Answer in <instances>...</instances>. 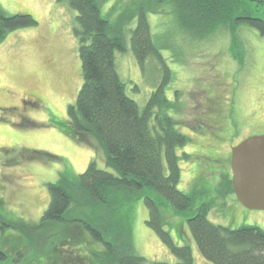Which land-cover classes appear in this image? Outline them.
I'll return each mask as SVG.
<instances>
[{
    "label": "rangeland",
    "instance_id": "1",
    "mask_svg": "<svg viewBox=\"0 0 264 264\" xmlns=\"http://www.w3.org/2000/svg\"><path fill=\"white\" fill-rule=\"evenodd\" d=\"M103 1L112 22L120 17L130 27L129 48L138 10L144 4L151 8L146 7L147 17L171 76L158 59L140 67L129 50L118 55L119 70L128 94L141 106L163 84L173 106L168 113L191 138L179 150V188L194 197L192 209L178 213L162 204V217L175 243L191 247L195 264H213L202 255L187 220L199 206L210 205L209 218L216 224L264 229V210L245 208L224 183L225 175L232 178V147L264 134V35L247 23H234L238 12L218 34L199 38L173 25L165 1ZM0 9L6 15L32 14L38 21L0 42V264H103L95 254L106 245L87 222L105 240L133 241L136 252L148 261L177 262L147 223L150 213L144 200L123 204L120 197L109 213H83L76 207L64 221L42 220L50 203L48 184L61 172L83 173L93 158L100 168L112 169L103 152L87 146L89 137L77 141L63 130L69 123V105L83 85L74 33L78 12L58 0H0ZM7 148L10 153L4 152ZM76 245L79 249L73 252ZM80 252L87 254L85 261L79 260Z\"/></svg>",
    "mask_w": 264,
    "mask_h": 264
},
{
    "label": "trees",
    "instance_id": "2",
    "mask_svg": "<svg viewBox=\"0 0 264 264\" xmlns=\"http://www.w3.org/2000/svg\"><path fill=\"white\" fill-rule=\"evenodd\" d=\"M58 1H66L78 12L74 33L83 74V85L76 102L69 105V123L63 130L77 141L85 142L84 136L89 137L87 146L103 152L107 167L113 171L100 168L93 158L83 173L61 172L56 182L48 184L50 203L42 220L64 221L66 213L76 207H82L83 213H109L120 197H124L123 204L144 200L150 213L147 223L179 260L148 261L136 252L133 241L117 244L105 240L102 232L87 222L93 235L106 245L95 255L103 264H195L191 247L177 245L165 229L161 211L162 204L170 205L178 213L192 209L194 197L179 188V150L191 138L176 127L175 119L168 113L172 102L166 97L163 84L141 106L128 94L119 70L118 55L129 50L140 67L144 68L150 58L158 59L166 75L171 76L147 17L151 8L144 4L138 10L129 48L126 37L130 27L124 26L120 17L112 22L103 11V0ZM153 1L157 0L150 2ZM164 1L172 9L173 25L183 33L199 38L213 36L238 12L232 19L234 23H247L264 35V0L157 2L161 5ZM37 24L32 14L6 15L0 9V42L8 33ZM183 155L189 157L186 152ZM224 183L233 190L231 177L225 175ZM210 209L209 204H202L187 217L202 255L213 264H264V229L259 225L230 228L216 224L209 218ZM75 247L73 252L79 249ZM78 257L85 261L87 254L80 252Z\"/></svg>",
    "mask_w": 264,
    "mask_h": 264
},
{
    "label": "water",
    "instance_id": "3",
    "mask_svg": "<svg viewBox=\"0 0 264 264\" xmlns=\"http://www.w3.org/2000/svg\"><path fill=\"white\" fill-rule=\"evenodd\" d=\"M232 187L247 209L264 210V134L251 135L232 147Z\"/></svg>",
    "mask_w": 264,
    "mask_h": 264
},
{
    "label": "flooded vegetation",
    "instance_id": "4",
    "mask_svg": "<svg viewBox=\"0 0 264 264\" xmlns=\"http://www.w3.org/2000/svg\"><path fill=\"white\" fill-rule=\"evenodd\" d=\"M4 152L10 153V148L5 149Z\"/></svg>",
    "mask_w": 264,
    "mask_h": 264
}]
</instances>
